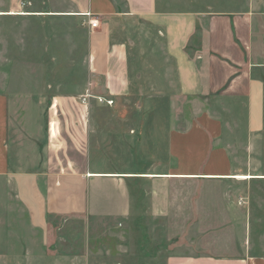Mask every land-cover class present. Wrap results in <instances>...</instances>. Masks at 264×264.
I'll return each instance as SVG.
<instances>
[{"label":"crops","instance_id":"obj_1","mask_svg":"<svg viewBox=\"0 0 264 264\" xmlns=\"http://www.w3.org/2000/svg\"><path fill=\"white\" fill-rule=\"evenodd\" d=\"M26 2L0 0V221L18 224L21 244L31 246V232L47 245L53 222L65 217L160 219L167 240L186 246L169 264H264L263 244L251 241V190L232 178L264 176L257 0L243 10L215 9L222 0H68L71 10L45 12L21 9ZM43 13L84 21L80 93H50L64 84L56 78L25 77V88L13 89L15 72L2 71L6 20ZM135 32L163 38L173 64L153 70L164 72L174 94L141 92L149 82L133 64Z\"/></svg>","mask_w":264,"mask_h":264},{"label":"rangeland","instance_id":"obj_2","mask_svg":"<svg viewBox=\"0 0 264 264\" xmlns=\"http://www.w3.org/2000/svg\"><path fill=\"white\" fill-rule=\"evenodd\" d=\"M23 1L27 2L21 9L30 12L65 11L71 10L72 6L68 0ZM223 1L226 2L225 5H217L214 8L243 10L246 7V0H237V5L234 4L235 0ZM199 5L201 4L195 6ZM257 10L264 11V0H257ZM74 17L43 13L12 16L6 20L3 30L5 40L2 71L6 78H9L11 72H15L11 82L13 89L25 88V77H39L51 82L55 78L59 82L64 81L59 89L51 88L50 93L58 90L72 94L84 90L88 35L84 21L77 18L78 16ZM133 35L138 38L133 50V64L137 63V70L147 72L149 82V85L140 87L141 92H162L168 96L177 92L162 70H153L155 64L162 67L173 64L171 57L166 53L163 38L158 33L149 39L146 36L139 39L138 32ZM19 63L22 68L18 73L16 68ZM145 79L141 82L144 83ZM3 89L8 91L9 87L3 86ZM159 104L162 109H166L171 103ZM244 180L246 181L237 182L236 186L243 187L242 184L246 183V188L251 190V241L253 243L260 240L259 245L262 243L264 246V228L259 229L262 224L264 226V210L261 207L263 196L260 195L264 190V182ZM1 217L3 214H0V219ZM18 229V224L12 225L8 219L0 221V264H169L171 257L185 254L186 249L184 242L175 245L167 240L165 224L160 219L65 217L53 222V230L50 232L52 239L47 245H43L36 232L30 233L29 229L24 228L25 232L28 230L35 239V243L23 246L20 236L17 235Z\"/></svg>","mask_w":264,"mask_h":264},{"label":"built area","instance_id":"obj_3","mask_svg":"<svg viewBox=\"0 0 264 264\" xmlns=\"http://www.w3.org/2000/svg\"><path fill=\"white\" fill-rule=\"evenodd\" d=\"M83 16L87 17L88 20H87V24L91 27V28H97L99 26V19L98 17H96V15L92 14L91 12H87V13H84ZM92 96V94L88 93L86 94L85 97H83V102L86 103L88 101V98ZM99 102L103 103L105 102L107 105H113L114 104V100L109 98H105L103 96H94Z\"/></svg>","mask_w":264,"mask_h":264},{"label":"bare ground","instance_id":"obj_4","mask_svg":"<svg viewBox=\"0 0 264 264\" xmlns=\"http://www.w3.org/2000/svg\"><path fill=\"white\" fill-rule=\"evenodd\" d=\"M255 176L251 175V174H237V175H234L232 176V178H235V179H238V180H244V179H251V178H254ZM258 177H261V176H258ZM264 177V176H262Z\"/></svg>","mask_w":264,"mask_h":264}]
</instances>
